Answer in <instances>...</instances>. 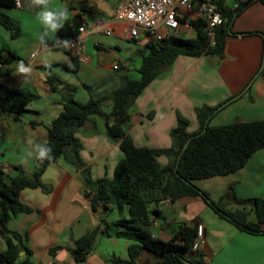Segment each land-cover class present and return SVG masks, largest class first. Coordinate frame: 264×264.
Listing matches in <instances>:
<instances>
[{
	"label": "crops",
	"instance_id": "obj_1",
	"mask_svg": "<svg viewBox=\"0 0 264 264\" xmlns=\"http://www.w3.org/2000/svg\"><path fill=\"white\" fill-rule=\"evenodd\" d=\"M116 1L50 0L51 8L67 9L68 20L63 28L66 32L71 24L79 25L82 19L87 21L85 60L77 63L75 72L67 68L71 63L69 54L49 44L50 52L42 50L38 36L43 27L36 15L39 9L29 8L28 0H21L19 7L7 9V13L19 21L21 29L31 28L37 37L32 43L25 42L26 52L21 55L4 44L11 47V42L18 40L22 31L19 36L10 38L9 31L0 25V88H25L33 94L27 110L20 116L0 115V167L8 178L19 174L31 176L39 168V160L28 155L30 146L46 142L47 126L61 111L66 88L72 89L79 102L99 100L102 109L108 112L111 108L108 95L118 87L119 73L132 78L138 76L141 53L147 42L142 35L138 39L129 38L124 26L112 19ZM233 1L224 2L232 6ZM97 16L108 19L111 35L88 28ZM251 31H264V3L259 0L250 3L234 18L221 56H176L147 84L129 108L127 132L133 143L150 149L170 148V132L177 125V114L186 119L185 130L194 132L199 129L197 108L223 103L249 82L241 95L210 118L209 124L264 119V66L252 79L262 62L264 39L260 33H247ZM181 33L194 37L193 30L182 28ZM53 36L50 34L47 40ZM120 41L134 44L136 57L127 65L121 64L115 56ZM19 61L30 63L34 68L27 81L12 75ZM110 61H116L119 69L109 68L107 63ZM48 75L59 79L56 89L47 83ZM73 136L80 144L79 157L88 169L90 179H111L124 153L118 143L107 138L104 118L89 115ZM156 158L160 165L168 163L164 154ZM39 181L43 187H25L18 194V200L30 210L11 216L6 223L8 229L22 236L23 243L31 250V264H108L113 256L128 258L127 247L131 240L114 235L118 229L114 222L118 210L114 204H109L107 211L101 209L100 203L96 209L90 207L89 198L84 194L88 188L81 169L61 155L43 170ZM195 184L223 209L245 210L247 220L255 221L250 198L264 200V147L253 152L241 168L198 179ZM153 207L151 204L149 208ZM155 208L160 213L159 216L151 214L150 231L164 240L171 237L178 224L198 220L203 240L194 250L202 254L207 264H264V233L241 230L220 217L200 196L165 199ZM123 212L126 215L125 208ZM97 225L100 232L95 236L92 249L84 260L75 261L70 253L74 241ZM260 226L264 229V222ZM53 247L58 248L51 255L49 249ZM4 248L0 234V251ZM23 255L24 252H20V256ZM154 259H157L155 255L142 251L135 260L140 264ZM18 263L17 260L13 264Z\"/></svg>",
	"mask_w": 264,
	"mask_h": 264
},
{
	"label": "trees",
	"instance_id": "obj_2",
	"mask_svg": "<svg viewBox=\"0 0 264 264\" xmlns=\"http://www.w3.org/2000/svg\"><path fill=\"white\" fill-rule=\"evenodd\" d=\"M253 1L255 0L238 1L236 7H231L224 0H215L223 23L215 28L212 40L204 30V21L197 18L189 21L194 28L193 38L174 35L147 42L145 51L141 53L138 76L132 78L126 73H119V85L108 95L111 100L108 112L102 109L99 100L79 102L74 98L72 89L66 88L67 92L61 100L62 109L47 126V140L43 144L52 149L54 159L51 162L39 161V168L31 176L19 174L8 178L0 167V234L5 244V248L0 251V264H13L17 260L18 264H31V250L23 243L22 236L8 229L6 223L11 216L30 210L18 200L20 190L25 187H43L39 181L40 174L61 155L81 169L84 184L88 188L84 194L89 198L90 207L96 209L100 203L101 209L107 211L110 209L109 204H114L118 210V217L114 221L118 229L114 235L131 240L127 247L128 258L113 256L108 264H139L135 259L142 251L152 253L157 259L145 260L140 264H207L202 254L192 248L197 234V219L191 224H178L167 240L152 235L151 214L159 216L160 211L155 205L165 199L198 195L220 217L232 222L241 230L253 234L264 233L260 226L264 222L263 199L250 198L255 221H248L247 211L223 209L195 184L198 179L228 174L241 168L253 152L264 147V119L211 126L210 118L224 106L223 102L216 106L204 105L197 108L199 129L191 133L185 130L186 119L177 114V125L170 132V148L138 147L127 132L129 108L147 84L178 55L221 56L234 18ZM259 1L264 3V0ZM14 6V0H0V25L9 31L10 38L20 35L19 25L7 13V9ZM247 33H260L264 36V31ZM57 37L68 39L69 33L62 29L55 33L51 40H47V43L53 47ZM54 48L70 55L71 63L67 68L75 72L78 61L71 51L64 47ZM11 56L16 57L14 54ZM46 81L53 89L60 84L59 79L53 75H48ZM32 98L33 94L25 88H0V115L8 113L15 117L20 116L27 110ZM89 115L104 118L107 138L113 143H118L124 153L117 162L111 179L102 177L92 181L88 169L79 157L80 144L74 138L73 132L83 126ZM187 140L188 144L182 150ZM160 154L167 156L166 165L158 163L156 157ZM151 204H154L153 208H149ZM98 232L100 231L97 225L74 241L70 253L75 261L86 258ZM57 248H50L49 254L52 255ZM22 251L24 255L20 256Z\"/></svg>",
	"mask_w": 264,
	"mask_h": 264
},
{
	"label": "built area",
	"instance_id": "obj_3",
	"mask_svg": "<svg viewBox=\"0 0 264 264\" xmlns=\"http://www.w3.org/2000/svg\"><path fill=\"white\" fill-rule=\"evenodd\" d=\"M238 1L246 0H234L231 7H236ZM14 4L17 6L16 0ZM193 6L194 10H192ZM197 18L204 21V30L212 40L215 28L223 23L215 0H117L112 15L114 21L124 26L129 38L138 39L142 35L146 42L181 35L182 28L194 31L189 21ZM88 28L93 31L99 30L105 35L112 33L109 21L104 17H94ZM86 30L85 19H82L79 25L71 24L68 28V39L72 44L67 48L78 62L85 60ZM107 64L113 70L118 68L116 61ZM202 236V226L198 225L193 249H196L203 240Z\"/></svg>",
	"mask_w": 264,
	"mask_h": 264
},
{
	"label": "clouds",
	"instance_id": "obj_4",
	"mask_svg": "<svg viewBox=\"0 0 264 264\" xmlns=\"http://www.w3.org/2000/svg\"><path fill=\"white\" fill-rule=\"evenodd\" d=\"M17 6H21V0H16ZM28 7L35 10L39 9L36 13L40 24L43 27L42 33L38 36L39 43L42 50L45 52H50L51 49L47 43V38L50 34L58 33L65 26V22L68 20L67 9H53L50 7V0H28ZM72 44L70 39H59L55 40L53 47H64L67 48ZM34 71L33 66L29 63L26 64L24 61H19L17 63L15 71L12 73L13 76L22 78L27 81ZM28 155L35 156L40 162L49 161L54 159L52 154V149L47 145L34 144L30 146V151ZM27 161L25 160L24 163Z\"/></svg>",
	"mask_w": 264,
	"mask_h": 264
},
{
	"label": "rangeland",
	"instance_id": "obj_5",
	"mask_svg": "<svg viewBox=\"0 0 264 264\" xmlns=\"http://www.w3.org/2000/svg\"><path fill=\"white\" fill-rule=\"evenodd\" d=\"M224 1L227 3L229 0H224ZM194 9H195V7L193 6L192 10H194ZM15 21L19 25V21L18 20H15ZM19 28L22 31L20 38L18 40H16L15 42L12 41L11 47H8L5 44H4V47L11 48L12 52H18V54L23 55L24 52H26V49L24 48L25 42L31 41V43H32L33 41L36 40L37 37L35 36L34 32L32 31L33 29H31V28H22L21 29L20 25H19ZM181 36L186 37L185 34H181ZM105 37H108V39H112V37L109 38V36H105ZM117 48L118 49H115L116 50L115 56L119 58V61L121 64L127 65L131 59H135L136 54L134 53V44L120 41V42H118Z\"/></svg>",
	"mask_w": 264,
	"mask_h": 264
},
{
	"label": "water",
	"instance_id": "obj_6",
	"mask_svg": "<svg viewBox=\"0 0 264 264\" xmlns=\"http://www.w3.org/2000/svg\"><path fill=\"white\" fill-rule=\"evenodd\" d=\"M228 33H231V31L229 30ZM238 34H242V33H238ZM263 39H264V36H263ZM105 62H107V61H103V63H105ZM263 66H264V52H263V57H262L261 65H260L258 71L255 73V75L252 77V79L260 73V71L263 69ZM252 79H251V80H252ZM249 84H250V82H249V83H248V84H247V85H246V86H245V87H244L239 93H237L236 95H234L233 97H231L230 99H228L227 101H225V102L222 104V106L225 105V104H227L228 102L234 100V99L237 98L239 95H241V94L246 90V88L248 87ZM187 144H188V140L184 143V145H183V147H182V150H184V149L186 148Z\"/></svg>",
	"mask_w": 264,
	"mask_h": 264
}]
</instances>
